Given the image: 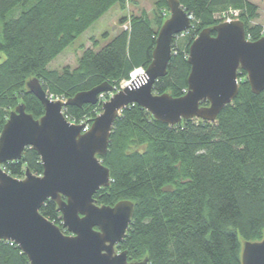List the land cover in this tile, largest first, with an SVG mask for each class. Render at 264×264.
<instances>
[{
  "label": "trees",
  "instance_id": "trees-1",
  "mask_svg": "<svg viewBox=\"0 0 264 264\" xmlns=\"http://www.w3.org/2000/svg\"><path fill=\"white\" fill-rule=\"evenodd\" d=\"M177 1L192 28L173 39L166 74L152 86L154 95L172 98L187 92L189 46L201 31L221 23L216 14L240 11L246 39L261 38V26L255 24L258 9L246 0ZM129 2L0 0V133L18 105L34 120L44 114L26 88L30 80H37L45 94L67 101L104 83L119 88L134 70L149 66L168 16L166 0H157L151 15L121 18L118 24L126 29L97 51L94 45L82 48L75 68L48 69L110 8L126 11ZM17 8L19 15L9 18ZM100 112V104L64 110L76 124L91 123ZM98 159L109 171L110 183L93 195L95 205L133 204L117 248L126 253L128 263L241 264L243 244L264 239V91L253 94L242 70L237 96L214 123L193 119L169 126L131 105L115 120L107 152ZM2 169L14 179H22L26 170L35 176L43 172L31 148L19 162L5 163ZM39 214L68 235L54 202L46 201ZM0 264L29 262L16 245L0 241Z\"/></svg>",
  "mask_w": 264,
  "mask_h": 264
},
{
  "label": "water",
  "instance_id": "water-1",
  "mask_svg": "<svg viewBox=\"0 0 264 264\" xmlns=\"http://www.w3.org/2000/svg\"><path fill=\"white\" fill-rule=\"evenodd\" d=\"M166 5L169 16L157 33L151 63L130 85L114 93L104 83L65 103H52L38 81L30 80L26 88L44 114L34 120L24 105L10 112L0 133V241L16 245L29 264H148L128 263L125 252L114 254L128 230L133 204L98 207L92 198L110 183L109 171L98 157L107 152L115 120L123 109L137 105L169 126L193 119L214 123L237 96L239 70L246 74L253 94L264 91V37L251 42L243 23L232 21L204 29L190 44L184 96L154 95L152 86L165 76L171 60L173 38L192 27L177 0H166ZM103 94L110 97L88 132L81 134L84 124L66 121L62 114L66 107L97 105ZM27 148L37 153L42 175L26 170L23 179H14L2 165L19 162ZM46 201L56 204L61 228L68 235L39 214ZM241 264H264V239L243 244Z\"/></svg>",
  "mask_w": 264,
  "mask_h": 264
},
{
  "label": "rangeland",
  "instance_id": "rangeland-1",
  "mask_svg": "<svg viewBox=\"0 0 264 264\" xmlns=\"http://www.w3.org/2000/svg\"><path fill=\"white\" fill-rule=\"evenodd\" d=\"M157 0H132L129 2L126 11L119 9L117 5H114L110 10L102 16L97 22H95L88 30L80 35L70 46H68L51 64L48 69L51 71H61L64 67L71 69L75 68L77 61L81 55L82 48H90L95 46V50L102 48L107 42H109L123 27L118 24L119 20L123 17L131 15L140 16L142 14L151 15L154 10ZM256 5L258 9L259 18L255 24L264 28V0H249ZM20 8L15 9L9 16V18H16L19 15ZM169 16V13H168ZM167 16V18H168ZM4 60V56L0 54V62ZM130 74V79H131ZM128 81L120 83L119 88H114V93L123 88L122 86ZM113 88V87H112ZM105 97L110 95H101L98 97L100 106L102 102L107 101ZM66 102V101H65ZM101 113V112H100Z\"/></svg>",
  "mask_w": 264,
  "mask_h": 264
},
{
  "label": "built area",
  "instance_id": "built-area-1",
  "mask_svg": "<svg viewBox=\"0 0 264 264\" xmlns=\"http://www.w3.org/2000/svg\"><path fill=\"white\" fill-rule=\"evenodd\" d=\"M239 16H240V11L229 9L228 11L222 12L220 14H216L214 16V19H216V20H218V21H220L222 23H228V22H232V21H238L239 20ZM123 29H126V25L123 26ZM260 35H261V38L264 37V28H261ZM134 72H138L139 75H142V74L145 73V69L138 68V69L134 70L131 74H133ZM124 85L122 86L123 88H124ZM46 98H47L48 101H50L52 103H56V102L65 103V101H66L63 98L55 97V96L48 95V94H46ZM64 110L62 111V114H63L64 118L66 119V121L68 123H70L71 125H82V124H84V128L82 129L81 134H84V133L88 132V130L90 129V125H91L90 122L86 121V122H81L79 124H76V123L70 121L65 116Z\"/></svg>",
  "mask_w": 264,
  "mask_h": 264
},
{
  "label": "bare ground",
  "instance_id": "bare-ground-1",
  "mask_svg": "<svg viewBox=\"0 0 264 264\" xmlns=\"http://www.w3.org/2000/svg\"><path fill=\"white\" fill-rule=\"evenodd\" d=\"M139 73L138 72H134L132 75H131V79L129 80V82H127L124 87L130 85V83L134 80V79H137V77H139Z\"/></svg>",
  "mask_w": 264,
  "mask_h": 264
},
{
  "label": "flooded vegetation",
  "instance_id": "flooded-vegetation-1",
  "mask_svg": "<svg viewBox=\"0 0 264 264\" xmlns=\"http://www.w3.org/2000/svg\"><path fill=\"white\" fill-rule=\"evenodd\" d=\"M117 248H118V246H116V247L114 248V254H118V253H121V252H122V251H118Z\"/></svg>",
  "mask_w": 264,
  "mask_h": 264
},
{
  "label": "crops",
  "instance_id": "crops-1",
  "mask_svg": "<svg viewBox=\"0 0 264 264\" xmlns=\"http://www.w3.org/2000/svg\"><path fill=\"white\" fill-rule=\"evenodd\" d=\"M246 1H248V2H250L249 0H246ZM250 3H252V4H254L253 2H250ZM86 48V47H85ZM88 48V47H87ZM55 60V59H54ZM53 62V61H52ZM51 64V63H50ZM49 66V65H48Z\"/></svg>",
  "mask_w": 264,
  "mask_h": 264
}]
</instances>
